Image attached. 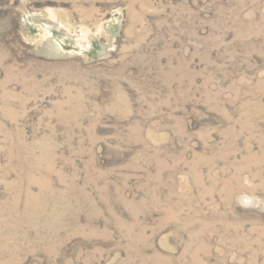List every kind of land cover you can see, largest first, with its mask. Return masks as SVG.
Here are the masks:
<instances>
[{
	"label": "rangeland",
	"instance_id": "374dc122",
	"mask_svg": "<svg viewBox=\"0 0 264 264\" xmlns=\"http://www.w3.org/2000/svg\"><path fill=\"white\" fill-rule=\"evenodd\" d=\"M0 264H264V0H0Z\"/></svg>",
	"mask_w": 264,
	"mask_h": 264
}]
</instances>
